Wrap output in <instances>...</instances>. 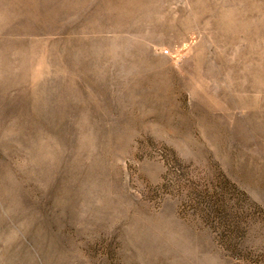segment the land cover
Returning <instances> with one entry per match:
<instances>
[{
	"label": "rangeland",
	"instance_id": "rangeland-1",
	"mask_svg": "<svg viewBox=\"0 0 264 264\" xmlns=\"http://www.w3.org/2000/svg\"><path fill=\"white\" fill-rule=\"evenodd\" d=\"M0 264H264V0H0Z\"/></svg>",
	"mask_w": 264,
	"mask_h": 264
}]
</instances>
